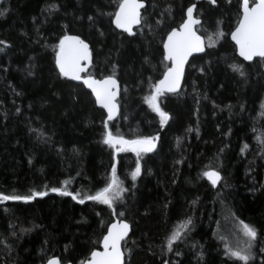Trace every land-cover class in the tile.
<instances>
[{
    "label": "trees",
    "instance_id": "16d2710c",
    "mask_svg": "<svg viewBox=\"0 0 264 264\" xmlns=\"http://www.w3.org/2000/svg\"><path fill=\"white\" fill-rule=\"evenodd\" d=\"M119 2L0 0V193H46L0 200V264H45L52 257L80 264L114 219L131 224L124 264H244L225 254L241 221L258 233L247 264H264V71L259 59L241 60L229 40L239 0H146V23L132 36L113 26ZM193 3L202 31L224 35L190 58L176 92L158 98L169 115L161 126L144 97L168 68L166 33ZM65 34L88 42L89 75L120 83L119 114L107 121L108 131L126 140L155 136L152 152L137 157L103 143L105 113L56 68ZM233 63L243 65L245 77ZM113 163L126 189L122 198L111 208L79 203L105 186ZM209 169L222 177L215 187L201 175ZM52 188L80 195L74 200ZM189 218L169 250L166 238Z\"/></svg>",
    "mask_w": 264,
    "mask_h": 264
},
{
    "label": "snow or ice",
    "instance_id": "6c2138e0",
    "mask_svg": "<svg viewBox=\"0 0 264 264\" xmlns=\"http://www.w3.org/2000/svg\"><path fill=\"white\" fill-rule=\"evenodd\" d=\"M210 3L215 4L216 0H209ZM55 8V5H49ZM143 3L140 0H120L118 9L114 14L112 23L116 28L123 29L125 32L131 34L133 25H143L146 23L141 16L140 9L143 8ZM194 5L187 9V19L179 25L178 28H172L167 34V39L163 41L164 59L171 62V67L165 71L163 79L151 85L149 95L144 97V102L160 117L161 126L169 119L167 112L163 111L158 103V98L165 92H176L180 86V79L183 75L184 63L193 52H202L203 41L201 36L193 31L192 26L199 24L200 21L194 19L193 10ZM242 15L239 16L238 24L231 32V39L235 42L238 54L245 61H252L254 57H260L264 60V0H242L241 2ZM166 11L168 9H165ZM4 15V11H0V16ZM91 20L92 17H89ZM159 24L160 21H157ZM219 21L217 24L219 25ZM216 39L224 35L222 31H217ZM210 44L213 46L214 41L212 36H209ZM4 44V41H0ZM0 51H3L0 48ZM90 60L89 46L79 36H70L65 34L59 40L58 50L56 51L55 63L59 69L61 76L70 77L73 80H81V72L87 65L81 66V61ZM230 68L238 73L241 77H245L246 73L242 64L233 63ZM31 73H29L30 75ZM83 83L92 90L95 96L96 103L107 110V120H111L116 112V104L114 103L117 95V81L112 76L106 77L104 80H95L91 76L83 78ZM199 102V101H197ZM264 109V102L261 104ZM19 111V109H17ZM264 114V113H262ZM107 120L104 122L105 132L103 143L115 149V152H122L131 150L137 153L152 152L156 147L155 136H143L134 140H126L120 135H113L108 131ZM191 131V129H189ZM259 139V138H258ZM119 145V147H117ZM262 150H264V140L261 141ZM247 147V145H245ZM243 151V149H242ZM179 163V161H177ZM141 164L139 159L136 162L135 169L131 172L133 180L140 175ZM201 175L212 184L216 186L222 177L217 170L209 169L201 173ZM62 183H68L64 181ZM123 182L117 176V166L112 164L111 176L103 188L95 191L94 194H84V199H80L79 203L83 204L84 200L98 201L111 208L114 201L122 198L121 193L126 189L122 186ZM51 191L60 192L61 195H71L75 200L80 193L73 195L68 191H61L59 188H52ZM46 195L43 191L30 190V194L20 195L15 192L11 194L0 193V200H23L29 201L35 196ZM123 215V213H121ZM242 226L243 236L246 238L242 242H237L235 248L225 245V254L235 257L238 261L247 264L252 255L253 242L258 238V233L255 227L240 222ZM191 224V218L182 221L176 226L173 231L166 238V244L169 250H172L173 243L181 239V233ZM129 225L122 220L114 223L108 227L107 234L103 237L104 251L93 250L90 253V258L82 260L80 264H122V252L120 249V241L127 236ZM179 255V253H177ZM197 255H201L198 253ZM202 258V257H201ZM47 264H60L56 258H49ZM165 264H168L166 261Z\"/></svg>",
    "mask_w": 264,
    "mask_h": 264
},
{
    "label": "water",
    "instance_id": "95a60500",
    "mask_svg": "<svg viewBox=\"0 0 264 264\" xmlns=\"http://www.w3.org/2000/svg\"><path fill=\"white\" fill-rule=\"evenodd\" d=\"M141 3H143V5H145V3L143 2V1H140ZM193 6V5H192ZM195 6V5H194ZM195 8V7H194ZM141 10V9H140ZM241 12H242V9H241ZM242 15V14H241ZM193 17H194V10H193ZM185 19H187V10H186V14H185ZM184 19V20H185ZM194 19H197V18H195L194 17ZM197 20H199V19H197ZM200 21V20H199ZM238 24V23H237ZM115 25V24H114ZM197 24H194L193 26H192V28H193V31H195L196 32V30H195V26H196ZM135 26H137V25H133L132 26V29H133V27H135ZM237 26V25H236ZM116 27V26H115ZM119 31H122V32H125L123 29H119V28H117ZM235 29V28H234ZM233 29V30H234ZM232 30V31H233ZM231 31V32H232ZM127 34H129L128 32H126ZM131 34H132V32H131ZM196 34L197 35H199L197 32H196ZM67 35H70V36H78V35H75V34H67ZM130 35V34H129ZM64 36V35H63ZM199 36H201V35H199ZM80 37V36H79ZM81 38V37H80ZM201 38H202V41H203V48H204V51H202V52H193L189 57H188V59L185 61V63H184V70H183V75L181 76V79H180V85H181V83H182V80H183V77H184V74H185V69H186V66H187V64H188V62H189V60H190V58L192 57V56H196V55H201V54H203L204 52H205V41H204V39H203V37L201 36ZM229 38H230V40H231V42L234 44V46H235V51H236V54H237V56L241 59V60H243L244 62H246V63H251L254 59H256V58H259V59H261L260 57H254L253 58V60L252 61H245L242 57H240L239 56V54H238V51H237V48H236V45H235V42L231 39V33H230V35H229ZM82 39V38H81ZM167 39V36H166V38H165V40ZM83 40V39H82ZM84 42L85 43H87L88 44V42H86L85 40H84ZM88 46H89V44H88ZM89 52H90V60H88V61H81V66H84V65H87L85 68H84V71L83 72H81L80 73V75H81V77H82V79L81 80H73V79H71L70 77H66V76H63V77H65V78H67L68 80H70V81H72V82H74V83H76V84H80V85H82L91 95H92V97H93V99H94V101H95V104H96V106L99 108V109H101L104 113H105V115H106V120H107V117H108V113H107V110L106 109H104L102 106H100V105H98L97 103H96V100H95V96H94V94L92 93V90L90 89V88H88L84 83H83V78H85V77H87V76H91L93 79H95V80H104L106 77H108V76H104V77H101V78H98V77H95V76H92V75H88L87 73H88V71H89V68H90V66H91V64H92V52H91V49H90V46H89ZM163 52H164V49H163ZM167 62H169V64H170V66H169V68L172 66L171 65V62L170 61H168V60H166ZM55 65H56V63H55ZM56 68H57V66H56ZM262 68H263V71H264V60H263V65H262ZM57 70L59 71V69L57 68ZM114 79H116V81H117V89H116V91H117V95H116V97H115V100H114V103L116 104V112H115V115L113 116V118L111 119V120H107V121H112V120H114V119H116L117 118V116H118V114H119V109H120V107H119V97H120V91H121V88H120V83H119V81L117 80V78L116 77H114V76H112ZM163 79V78H162ZM180 87V86H179ZM178 87V88H179ZM207 179V178H206ZM123 221V222H125V223H127L128 225H129V230H128V234H127V236H125L124 237V239L123 240H121L120 241V249H121V252H122V264H124L125 263V251H124V242L129 238V235H130V233H131V224L128 222V221H126V220H124V219H114L113 221H111L109 224H108V226H107V229H106V232H105V234L104 235H106L107 234V231H108V227L110 226V225H112V224H114V223H118L119 221ZM104 237V236H103ZM94 250H96V251H100V252H103L104 251V248H103V238H102V240H101V243H100V246H99V248H96V249H94ZM52 258H56V257H52ZM90 258V255H89V257L87 258V259H89ZM56 259H58V258H56ZM59 260V259H58ZM48 261V260H47ZM47 261L45 262V264H47ZM59 262H60V264H72V263H70V262H67V263H62L60 260H59Z\"/></svg>",
    "mask_w": 264,
    "mask_h": 264
},
{
    "label": "flooded vegetation",
    "instance_id": "af4514ba",
    "mask_svg": "<svg viewBox=\"0 0 264 264\" xmlns=\"http://www.w3.org/2000/svg\"><path fill=\"white\" fill-rule=\"evenodd\" d=\"M140 1H143V2L145 3L144 7L141 8V10H140V12H141V16H142L143 19H144V12H145V10H146V8H147V2H146V0H140ZM241 2H242V0H239V15H238V19H239V16L242 14V12H241ZM249 2L251 3L252 0H249ZM192 5H195V8H196V4H195V3H193V4H189V5L186 7V9H185V12H184V18H183V20L180 22V24H182L183 21H184V19H185L186 10L188 9V7H190V6H192ZM195 8H194V17L200 20V23L197 24V25L195 26V30H196V32H197L199 35H201V36L203 37V39H204V41H205V49H206L207 47H209V45L207 44V41H206V35H207L208 33H204V32L202 31V29H201V27H200V25H201V18L199 17V15H198V13H197V11H196ZM117 9H118V7H117ZM117 9H116V11H117ZM116 11H115V12H116ZM114 14H115V13H114ZM113 19H114V17H113ZM238 19L236 20V22H235L234 26L232 27V29L229 31V33H228V37H229L231 31L236 27V25H237V23H238ZM180 24H179V25H180ZM179 25L176 26V27H172V28H178ZM113 26H114V28H115L118 32H122V31H119V30L115 27L114 24H113ZM140 27H142V26H141V25H137V26L133 27V29H132V34H130V35L127 34L126 32H122V33L126 34L127 36H132V35L135 33V31H136L138 28H140ZM172 28L169 29L168 32H170V31L172 30ZM168 32L166 33L165 38H166ZM165 38H164V40H165ZM229 40H230V38H229ZM230 41H231V40H230ZM231 43H232V42H231ZM232 44H233V43H232ZM233 45H234V44H233ZM234 47H235V46H234ZM162 48H163V46H162ZM90 49H91V48H90ZM91 52H92V51H91ZM235 53H236V51H235ZM236 55H237V54H236ZM163 58H164V52H163ZM256 59H259V58H256ZM164 60H165V59H164ZM259 60H261V63H262V65H263V60H262V59H259ZM165 61H166V60H165ZM166 62H167V61H166ZM167 63H168V68H169L170 64H169V62H167ZM168 68H167V69H168ZM262 69H263V68H262ZM166 71H167V70H166ZM87 74H88V73H87ZM88 75H89V74H88ZM120 92H121V91H120ZM118 102H119V101H118Z\"/></svg>",
    "mask_w": 264,
    "mask_h": 264
},
{
    "label": "rangeland",
    "instance_id": "374dc122",
    "mask_svg": "<svg viewBox=\"0 0 264 264\" xmlns=\"http://www.w3.org/2000/svg\"><path fill=\"white\" fill-rule=\"evenodd\" d=\"M212 36V39H213V41H214V44L219 40V39H216V37H215V35H213V34H207L206 35V41H207V44L209 45L210 44V40H209V36ZM213 44V45H214ZM155 143H156V141H155ZM117 147H119V145H117ZM129 151H131V150H129ZM131 152H133V151H131ZM136 156H137V153H135V152H133ZM146 153H148V152H146ZM143 154H145V152H141L140 153V155L139 156H137V157H140V156H142ZM236 232H235V234H233L232 235V237H231V241H230V243H229V245L228 246H230V247H233V248H235V246L237 245V242H242V241H244L246 238L243 236V232H242V226H241V223H238V225L236 226Z\"/></svg>",
    "mask_w": 264,
    "mask_h": 264
}]
</instances>
